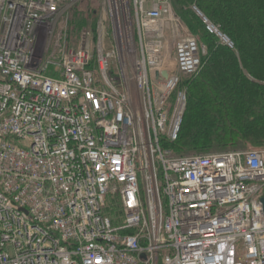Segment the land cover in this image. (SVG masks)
Wrapping results in <instances>:
<instances>
[{
    "label": "built area",
    "instance_id": "1",
    "mask_svg": "<svg viewBox=\"0 0 264 264\" xmlns=\"http://www.w3.org/2000/svg\"><path fill=\"white\" fill-rule=\"evenodd\" d=\"M78 1L0 0V264H264V152L165 146L206 48L172 54L171 0H102L51 44Z\"/></svg>",
    "mask_w": 264,
    "mask_h": 264
},
{
    "label": "trees",
    "instance_id": "2",
    "mask_svg": "<svg viewBox=\"0 0 264 264\" xmlns=\"http://www.w3.org/2000/svg\"><path fill=\"white\" fill-rule=\"evenodd\" d=\"M177 14L210 55L183 82L188 104L179 138L166 147L180 156L264 146V0H173ZM195 5L234 49L211 34ZM95 27V24L92 26ZM200 43V42H199ZM208 51V50H207Z\"/></svg>",
    "mask_w": 264,
    "mask_h": 264
},
{
    "label": "rangeland",
    "instance_id": "3",
    "mask_svg": "<svg viewBox=\"0 0 264 264\" xmlns=\"http://www.w3.org/2000/svg\"><path fill=\"white\" fill-rule=\"evenodd\" d=\"M174 15L177 16V18L184 24L186 27V33L183 31L180 32V35L177 37L176 40H173L171 32L168 34V39L171 45V52L174 55L175 53V46L176 44L181 41L182 39L187 38L188 36L193 37L197 39L198 42H200L201 45L204 46L203 43H201V36L200 34L195 35L190 29L187 27L186 22L182 19L180 15L177 14V11L175 10V5L173 4V0H171ZM105 5L102 2V0H79L76 4H73L71 6H66L65 10H63L62 14L51 24V32L53 33V36L49 38L48 41L51 40V44H54L55 42L60 41L63 39V36L67 37V42L72 47H76L78 45L79 36L81 31L84 28H91L97 21V18L103 14L105 18V12L104 8ZM195 5H191L189 8L193 11V8ZM198 9V8H197ZM65 11V12H64ZM194 12V11H193ZM196 14V12H194ZM198 16V14H196ZM203 15V14H202ZM204 16V15H203ZM216 28H218L216 26ZM65 34V35H64ZM223 35L229 40V43L232 44V47H229L231 49H234L233 42L230 40V38L223 33ZM42 40L44 39V36L41 37ZM221 40V39H220ZM221 43L225 44V41L221 40ZM53 45H50V49ZM205 47V46H204ZM208 50V51H207ZM206 54L202 56H209L210 51L207 48ZM249 150H257L264 152V146L261 148H240L236 151H249ZM222 153L220 151H211L209 154H217ZM197 155H208V154H194V153H188L183 154L180 156L188 157V156H197Z\"/></svg>",
    "mask_w": 264,
    "mask_h": 264
},
{
    "label": "water",
    "instance_id": "4",
    "mask_svg": "<svg viewBox=\"0 0 264 264\" xmlns=\"http://www.w3.org/2000/svg\"><path fill=\"white\" fill-rule=\"evenodd\" d=\"M161 76H164L165 78L167 77L166 73H157V79H161ZM262 205H263V209H264V199L262 200Z\"/></svg>",
    "mask_w": 264,
    "mask_h": 264
}]
</instances>
